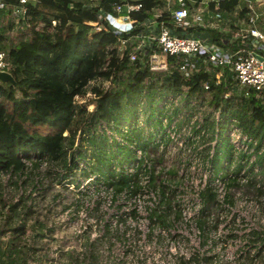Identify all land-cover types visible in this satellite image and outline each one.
<instances>
[{
  "label": "trees",
  "instance_id": "1",
  "mask_svg": "<svg viewBox=\"0 0 264 264\" xmlns=\"http://www.w3.org/2000/svg\"><path fill=\"white\" fill-rule=\"evenodd\" d=\"M129 2L141 4L137 11L131 12L135 22L132 29L118 31L105 16L109 14L118 18L124 12L114 11V5ZM237 3L238 0H219L217 6L211 3V7L226 13ZM158 5V0H35L26 4L28 17L22 22L29 24L31 35L8 48L11 65L8 71L15 85L0 81V174L9 175L7 180L13 176L21 178L28 170L26 162L36 167L43 158H47L60 164V181L69 177L68 181L74 182L79 172L89 180L102 181L114 196L121 193L135 195L142 191L141 178L148 174L146 186L153 189L158 187L157 204L147 209L148 217L153 224L167 226L165 209L171 207L173 192L165 186V182H157L151 167L149 171L144 170L142 160L138 161L133 172L126 171L122 166L130 167L135 162L134 151L128 144L140 148L143 153H146L148 145L158 146L152 138L161 128V111H166V107H159L156 111V120L148 138L140 137L131 125L127 126V121L135 111V102L143 96L147 97L153 108L152 103L167 94L181 93L187 86V93L183 97L186 102L189 98L209 94L211 98L208 103L218 109L221 116V120L216 122L219 139L214 146L212 163L213 175H219L225 183L224 204L233 203L227 188L238 186L240 182L254 188L256 196L264 195V184L253 181L255 175H248L259 166V171L264 174V150L258 153L264 140V103L254 96H245L229 72L219 79L214 73L208 76L203 72L183 79L175 69L169 75L160 76L152 74L142 63L130 61L125 52L119 54L113 46L118 38H128L142 30L141 23L151 16L152 9ZM90 23H96L101 29L96 30ZM212 34L217 39L218 34L215 31ZM6 38L0 33V49L7 50L2 41ZM95 79L116 82L118 87L104 89L99 84L93 85L91 91L94 100L79 103L77 97L84 96L89 82ZM204 80L209 83L207 90L201 86ZM225 94L229 96L225 97ZM89 102H94L93 110H88ZM186 102L182 104L183 108ZM100 122L119 133L126 143L113 138L109 142L104 135L97 134L95 127ZM230 124L257 141L252 154L242 152L234 159V146L224 136ZM118 126H125L126 131L118 130ZM40 127H46L48 131H40ZM209 127L214 128V122ZM80 128L82 138L75 145L76 133ZM253 154L254 159L250 161ZM245 167L248 170L241 173ZM90 175L93 176L91 179ZM199 195L202 205L196 223L204 236L205 230H210L209 216L219 202L210 184H206ZM0 198L3 221L0 235L6 231L3 227H8L10 232L5 250L0 251V264H29L27 252H34V247L21 245L20 238L33 211L31 208L21 209L24 207L20 205L22 199L5 203L1 195ZM5 207L6 213L3 212ZM12 222H15L13 226ZM213 222L212 228L216 229L218 219ZM35 224L37 230L34 237L42 236L45 223L35 218ZM246 235L253 237L257 234L252 230ZM257 241V236L249 240L250 243ZM262 245V248H258L259 257L264 251V239ZM192 259L196 260V257ZM85 260L76 257L73 264H96L95 257L90 258L89 263H85Z\"/></svg>",
  "mask_w": 264,
  "mask_h": 264
},
{
  "label": "rangeland",
  "instance_id": "2",
  "mask_svg": "<svg viewBox=\"0 0 264 264\" xmlns=\"http://www.w3.org/2000/svg\"><path fill=\"white\" fill-rule=\"evenodd\" d=\"M27 29L28 27L24 24L23 26H17L15 23L13 25L9 12H4L0 17V33L7 36L2 40L7 50L22 37L27 36L25 32ZM216 71L218 69H215L213 73ZM96 84L104 89L118 87L116 82L92 80L84 96H78L77 101L83 103L94 100L91 87ZM229 94H225V97ZM210 98V95L205 93L198 98H189L188 102L182 99L173 109L169 107L164 109L165 113L161 111V121L165 120V115L168 119L177 121V128L174 127L176 128L174 138L170 140L165 138L162 148L148 145L144 153L150 161L151 170L157 182H165V186L173 192L171 207L165 209L163 204L164 208H162L167 213V227L175 230L169 234L168 241H165L159 233L157 241L152 243V235L156 234L155 230L158 226L157 223H151L147 209L156 206L158 187L154 189L147 187L144 178L141 179L142 185H145L142 191L135 195L121 193L114 196L112 190L102 181L89 180L81 176L79 172L74 182H69V177L60 181L58 175L62 170L60 164L47 158H43L36 167L26 162L28 170L21 178L13 176L10 180H6L8 175L2 176L3 178L0 176V195L4 202L22 199L20 205L24 207L21 209L31 208L33 211L32 221L29 220L25 224L24 235L20 238L21 245L34 247V252L30 250L27 252V262L29 264H73L74 258L78 257V259H86L85 263H89L90 258L95 257L96 264H146V259L156 257L161 251L169 250V248L176 251V259L180 255L193 251L194 247L200 252L206 250L208 245H201L198 235H194V233L198 234L197 230H192L189 226L184 227L180 222L184 217L195 221L196 211L199 210L201 203L198 193L206 184L212 183L211 153L219 139L216 122L221 120V116L219 110L208 103ZM163 102L158 100L152 103L153 108H151L147 97L143 96L135 102L136 108L127 121V126L131 125V128L141 135L140 137H148V126H152L155 122V113L159 107L163 109ZM185 102L186 106L183 108L182 104ZM87 108L93 110L94 102H89ZM213 122L214 128H210V123ZM228 126L229 129H226L224 136L229 138L235 148L233 153L235 159L242 153L241 143L245 145L243 138L246 135L242 130L233 129L234 132H230V125ZM117 128L124 132L126 130L125 126ZM38 129L42 132L48 131L46 127ZM157 129L159 130V127ZM95 130L97 134L104 135L109 142L113 138L126 143L119 133L109 129L104 122L96 124ZM64 134L66 135L67 132ZM237 135L239 138L236 137ZM81 138L82 129L80 128L76 133L75 145ZM85 145L88 146L87 142ZM128 147L134 148L132 144H128ZM80 162L83 165V162ZM260 168V166L255 167L253 173L248 175H255L252 180L264 184V174L259 171ZM246 170H248L247 167L243 168L241 173ZM91 177L93 176L90 175V179ZM221 180L213 176V187L215 189L222 187V190L226 191ZM9 181L13 182L9 183ZM222 190L217 189V194L222 193ZM227 192L233 203L224 204L225 195L222 202L219 200L221 197H217L219 205L213 209L208 220L210 230L206 229L203 233V237L213 239L211 249L213 257H209V261L201 262L202 264H242L245 260L238 258V250L241 252L249 250L253 253L254 250L263 246L264 195L256 196L254 188H248L244 182L227 188ZM6 210L5 207L3 212L6 213ZM1 216L0 214V226L3 224ZM35 218L46 225L42 230V236L34 237L37 230V224L34 226ZM215 219H218L219 224L216 229H213L212 222ZM15 220L18 222L17 218ZM14 223L12 222V226ZM5 228L6 231L0 235V251L5 250L10 236L9 228L3 227ZM252 230L257 235L253 237L246 235ZM256 236L259 241L250 243V238H256ZM160 259L161 257L158 256L155 264H163Z\"/></svg>",
  "mask_w": 264,
  "mask_h": 264
},
{
  "label": "built area",
  "instance_id": "3",
  "mask_svg": "<svg viewBox=\"0 0 264 264\" xmlns=\"http://www.w3.org/2000/svg\"><path fill=\"white\" fill-rule=\"evenodd\" d=\"M158 1L160 5L154 7L151 16L141 23L142 30L128 38H118L113 46L119 54L125 52L130 61H138L145 65L152 74H159L160 76L169 75L175 69L183 79H189L199 72L213 76L214 70L218 69L214 74L219 79L220 76H226L225 72H229L245 96H254L264 103V0H238L234 8L230 12H226L227 15L211 7V3L217 6L219 0ZM34 2L35 0H0V17L4 12H9L10 21L13 25L14 23L17 26L24 24L28 27L25 31L27 36L22 37L21 40L31 35L29 24L22 22V20L25 21L28 17L27 14L25 16L26 4ZM140 6V3L131 2L125 5H114V11L124 13L118 18L109 14L105 18L118 31L130 30L135 22L131 18V12L137 11ZM117 19L121 20V25H124V28L115 26ZM92 25L96 27V30L101 29V26L96 23H92ZM39 27L40 24L35 29L37 30ZM213 30L218 34L217 39L213 38ZM8 54V50L0 49V68L5 71L11 67ZM201 86L204 90L209 89L208 81H202ZM187 90L188 87L186 86L181 93L167 94L161 99L164 101L163 105L173 109L185 97ZM192 98H197V96ZM165 117V120L161 121L159 132L152 138L159 148H162L165 138L166 140L174 138L177 128L175 119L169 121L166 115ZM109 129L111 128L109 127ZM152 129L151 125L148 126V137ZM233 129L241 131L234 124H230V132H234ZM243 139H245V145L241 143L242 152L252 154L257 141L247 136ZM250 142L252 143L251 147H249ZM132 149L135 156L134 165L129 167L123 164L124 169L133 172L138 161L142 160L144 170L149 171L151 164L143 151L135 147ZM263 150L264 140L260 144L258 153ZM213 152L211 153L212 157ZM253 159L254 154L250 161ZM6 175L0 174L1 178ZM210 176H212L211 187L214 188L213 176L215 175L212 171ZM142 178L145 179L144 183H146L148 174L143 175ZM215 178L221 180L219 175ZM217 189L221 191L222 187ZM217 189L214 188V191L217 197H221L219 200L222 202L226 191L222 190V193L217 194ZM201 205L202 202L199 204V209ZM198 212L197 209L196 217ZM196 217L195 221L189 217H184L180 224L197 230L198 234L194 233V235H198L201 245H208L206 250L200 252L194 247L193 251L183 254V256L180 255L176 259V251L169 248V250L161 251L156 257L146 259V264H155L158 256L161 257L160 261L163 264H187V261L189 264H202L201 262H206L209 257H213V252H211L213 239L202 236L197 227ZM156 225L158 227L155 230L156 234L152 235V243L157 241L159 233L162 238H165V241H168L169 234L175 230L167 226ZM257 253L258 250H254L253 253L249 250L248 252L238 250V258L245 260V263L242 264H264V251H262L261 257ZM192 257H196V260Z\"/></svg>",
  "mask_w": 264,
  "mask_h": 264
},
{
  "label": "water",
  "instance_id": "4",
  "mask_svg": "<svg viewBox=\"0 0 264 264\" xmlns=\"http://www.w3.org/2000/svg\"><path fill=\"white\" fill-rule=\"evenodd\" d=\"M27 14V10L25 11V16ZM115 26H118L119 28H124V25H119L118 23L115 22ZM0 81L1 82H9L12 85H15V80L12 76V74L9 71H5L0 68Z\"/></svg>",
  "mask_w": 264,
  "mask_h": 264
},
{
  "label": "bare ground",
  "instance_id": "5",
  "mask_svg": "<svg viewBox=\"0 0 264 264\" xmlns=\"http://www.w3.org/2000/svg\"><path fill=\"white\" fill-rule=\"evenodd\" d=\"M116 22L121 25V20L120 19H117Z\"/></svg>",
  "mask_w": 264,
  "mask_h": 264
}]
</instances>
